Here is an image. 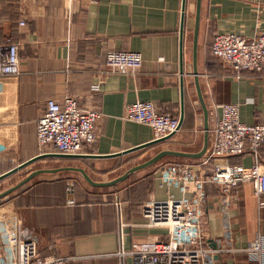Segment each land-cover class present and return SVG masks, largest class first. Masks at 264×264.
<instances>
[{"label": "crops", "instance_id": "crops-1", "mask_svg": "<svg viewBox=\"0 0 264 264\" xmlns=\"http://www.w3.org/2000/svg\"><path fill=\"white\" fill-rule=\"evenodd\" d=\"M182 8L183 0H0V44L9 37L18 41L21 69L16 83L0 87V137L7 142L0 153V174L42 153L36 125L48 99L72 95L81 107L102 114L98 137L81 156L46 157L16 172L21 173V182L36 170H56L34 176L9 194L15 200L1 208L14 210L33 231L41 255L69 258L67 264H133L132 257L116 255L120 225L124 224L126 249L136 241L166 238L165 229L162 235L158 228L144 226L142 207L150 199L167 198L168 190L176 197L182 195L160 184L162 166L184 163L203 173L210 171L212 163L203 164V160L214 143L222 104L237 103L243 123L264 122V73L243 71L237 76L233 67L211 53L215 32L250 38L264 30V0H201L196 48L197 0H187L183 75ZM109 51L139 52L143 65L133 74H107ZM194 57L208 128L195 86ZM136 101H152L179 119L184 114L176 134L140 150L149 149L151 158L164 150L198 154L207 146L206 152L201 157L166 156L114 185L91 183L78 169L95 183H110L139 165L118 168L123 159L139 150L124 151L153 140L149 125L123 119L126 107ZM259 157L264 163V144ZM228 162L250 166L254 156L245 153ZM207 192L203 226L207 244L227 242L242 248L258 235L264 237V205L259 207L250 183L236 187L229 205L216 184H208ZM219 257L220 264H252L242 252Z\"/></svg>", "mask_w": 264, "mask_h": 264}, {"label": "built area", "instance_id": "built-area-1", "mask_svg": "<svg viewBox=\"0 0 264 264\" xmlns=\"http://www.w3.org/2000/svg\"><path fill=\"white\" fill-rule=\"evenodd\" d=\"M212 54L233 67L237 76L243 71L262 74L264 30H257L250 38L235 32L216 33ZM105 60L107 74H133L143 65L142 54L133 51H109ZM20 74L19 43L9 37L0 44V87L16 83ZM101 115L98 109L81 107L79 100L72 95H66L61 100L48 99L36 125L37 141L44 151L42 153L81 154L86 147L95 143ZM123 119L149 125L153 130V140L166 139L180 130L179 117L159 109L152 101L129 104ZM214 132V143L203 160V164L212 163L210 171L203 173L191 164L184 163L162 166L160 184L177 189L182 195L176 197L168 190L167 198L150 199L142 207L144 226L165 229L166 238L136 241L126 249L124 224H121L119 249L116 252L118 257L124 259L130 256L133 264H215L216 255L242 252L249 256L252 264H264L262 235L242 248H233L227 242L214 247L207 244L203 237L208 184H216L223 201L229 205L234 199L236 187L240 183H250L259 207H263L264 163L260 160L259 149L264 144V122L243 123L239 105L226 103L220 105V116ZM6 144L0 137V153ZM245 153L254 156L252 165H233L228 162V158ZM69 192L72 189L69 188ZM116 206L121 216L119 200ZM208 256L211 258L206 261ZM68 260L58 255H41L33 231L23 225L14 210L3 211L0 208V264H67Z\"/></svg>", "mask_w": 264, "mask_h": 264}, {"label": "water", "instance_id": "water-1", "mask_svg": "<svg viewBox=\"0 0 264 264\" xmlns=\"http://www.w3.org/2000/svg\"><path fill=\"white\" fill-rule=\"evenodd\" d=\"M186 2L187 0H183V8H182V19H181V27H180V72L183 75L184 74V69H183V64H184V55H183V39H184V26H185V9H186ZM200 9H201V0H197V11H196V24H195V31H194V35H195V43L194 46L196 48V43H197V37H198V33H199V24H200ZM196 58L194 57V78H195V86H196V90H197V94L199 97V100L204 108V113H205V119H206V128H208V110L205 106V103L203 101V96H202V91H201V87L199 85V79H198V72H197V66L195 63ZM184 89H185V84H184V78L183 76L181 77V90H182V110L184 113ZM183 116L184 114H182L181 118H180V128L182 126L183 123ZM172 136L166 138V139H160V140H152L149 143L143 144V145H139L137 147H134L132 149H128L126 151H124L123 154H127L130 152H134L146 147H149L151 145L157 144V143H161L169 138H171ZM206 148L207 146H205V148L203 149L202 152L198 153V154H190V153H184V152H177V151H172V150H164V151H160L159 153H157L154 157H152L151 159H149L148 161L141 163L139 165H136L132 168H130L126 173H124L121 177H119L118 179H115L114 181L110 182V183H95L93 181H91V179L84 173L83 170L78 169V171L82 172L83 175L88 179V181H90L93 184L96 185H114L124 179H126L130 174L146 168L148 166H151L155 163H157L158 161L162 160L164 157L166 156H186V157H201L205 152H206ZM119 155V154H118ZM51 156H56V157H65V158H73V157H78L81 155H62V154H55V153H41L35 157H33L32 159H29L27 161H24L23 163H21L20 165H18L17 167H14L4 173L0 174V181L13 175L14 173L18 172L19 170L29 166L30 164L46 158V157H51ZM56 170H47V169H39L36 170L34 172H32L28 177H26L24 180H22L21 182H19L18 184H16L15 186L7 189L6 191L0 193V200H2L3 198L7 197L9 194H11L13 191H15L16 189H18L19 187L23 186L25 183H27L29 180H31L34 176L41 174V173H47V172H55ZM214 247H217L216 244L213 245ZM219 255H216L214 257L215 259V264H220L219 262Z\"/></svg>", "mask_w": 264, "mask_h": 264}, {"label": "rangeland", "instance_id": "rangeland-1", "mask_svg": "<svg viewBox=\"0 0 264 264\" xmlns=\"http://www.w3.org/2000/svg\"><path fill=\"white\" fill-rule=\"evenodd\" d=\"M149 149H144V150H139L133 154H130L127 158H125L126 160L122 162L121 165H119L118 168L120 167H125L124 169L128 168L131 165L134 164H140L141 162L143 163L146 159L151 158L150 156L153 154V152H149ZM1 170V168H0ZM26 172L22 170V174H25ZM21 178V173L18 174H13V176H9L7 178H5L4 180L0 181V193L6 191L7 189L15 186L16 184L19 183V180ZM14 195V194H13ZM13 196H7L5 198H3L2 202H0V208L2 207H7L9 205L10 200H13L12 198ZM163 235V229H159ZM210 256H208L206 258L207 260H210Z\"/></svg>", "mask_w": 264, "mask_h": 264}, {"label": "trees", "instance_id": "trees-1", "mask_svg": "<svg viewBox=\"0 0 264 264\" xmlns=\"http://www.w3.org/2000/svg\"><path fill=\"white\" fill-rule=\"evenodd\" d=\"M216 33L217 32H215V33H213L212 35H211V39H212V41H211V53H212V44H213V40H214V37H215V35H216ZM11 38H13L16 42H18L14 37H11ZM213 55V54H212ZM214 56V55H213ZM36 135H37V133H36ZM38 142V141H37ZM42 152H44L43 150H42ZM126 159H123V161H125ZM123 161H121V162H123ZM153 178V176L151 175V176H149L148 178H147V180H145L143 183H145L144 185H146L147 183H148V181L150 180V179H152ZM141 185H143V184H141ZM150 190V189H149ZM15 200V199H14ZM13 200V201H14Z\"/></svg>", "mask_w": 264, "mask_h": 264}]
</instances>
